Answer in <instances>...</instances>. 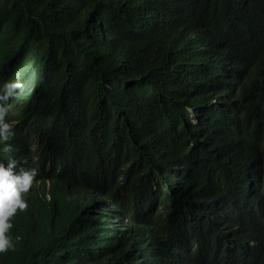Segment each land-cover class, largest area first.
<instances>
[{
	"label": "trees",
	"instance_id": "obj_1",
	"mask_svg": "<svg viewBox=\"0 0 264 264\" xmlns=\"http://www.w3.org/2000/svg\"><path fill=\"white\" fill-rule=\"evenodd\" d=\"M16 78L0 264H264V0H0Z\"/></svg>",
	"mask_w": 264,
	"mask_h": 264
},
{
	"label": "clouds",
	"instance_id": "obj_2",
	"mask_svg": "<svg viewBox=\"0 0 264 264\" xmlns=\"http://www.w3.org/2000/svg\"><path fill=\"white\" fill-rule=\"evenodd\" d=\"M24 82L19 79L6 81L0 86V143L14 136L13 123L5 119L11 105L10 97L16 96L17 89H23ZM17 161L9 159L0 160V254L15 250V243L8 234L12 228L11 218L17 210L24 211L28 207L25 195L33 185L37 175L35 167L16 169ZM48 185V183H46ZM48 196V195H47Z\"/></svg>",
	"mask_w": 264,
	"mask_h": 264
}]
</instances>
